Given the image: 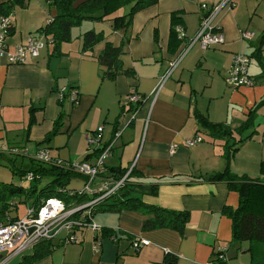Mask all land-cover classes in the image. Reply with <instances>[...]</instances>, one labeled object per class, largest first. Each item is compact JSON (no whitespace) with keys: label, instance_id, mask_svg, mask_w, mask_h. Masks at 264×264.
<instances>
[{"label":"crops","instance_id":"0c3cea01","mask_svg":"<svg viewBox=\"0 0 264 264\" xmlns=\"http://www.w3.org/2000/svg\"><path fill=\"white\" fill-rule=\"evenodd\" d=\"M8 1L0 0V5ZM51 1L26 0L24 5L0 6V12L10 10L12 17L8 37L11 49L55 16ZM221 1L158 0L135 13L127 30L112 31L108 20L91 22L105 23L99 29L89 28L101 33L104 40L88 50H83V34L88 30L83 32L82 23L77 33L71 29L68 41L45 43L39 55L24 64H8L0 58V155L14 156L11 151L17 148L22 152L18 158L31 160L38 149H51L40 143L57 119L61 122L59 133L71 140L65 145L75 142V149L80 144L84 147L85 140L102 128L101 144L114 142L110 156L104 160L106 171L133 170L131 184L158 185L155 196L143 197L145 203L189 214L180 233L170 227L143 229V223L153 217L147 210L96 213L93 222L99 231L84 230L77 243L55 248L33 264H170L163 261L166 253L176 258L174 264H209L217 247L227 248L226 264H250L248 243L232 242L231 220L223 212L237 207L238 194L223 181L207 180L225 168L226 141L212 138L198 124V117L233 130L249 119V133L229 169L236 176L264 179L260 174L264 162V104L255 108L264 100V79L259 78L261 68L251 57L264 33V0H235L232 8L221 9L212 24L223 34L224 43L206 51L194 44L162 87L156 88L184 44L172 32V26H181L186 39L192 38L199 26L200 6ZM243 32L252 33L253 38L244 39ZM106 41L122 46V67L131 70V76L103 78L96 57ZM234 54L249 55L248 74L253 86L235 89L225 84ZM261 57L264 59V44ZM62 89L74 90L77 103L72 104L68 96L59 99ZM131 91L143 102L136 112L119 119L123 104L127 109L134 107L126 100ZM118 131L120 135L115 138ZM196 137L202 141L193 146L185 144ZM29 141L36 142L34 154H30ZM172 145L177 147L171 152ZM247 146L251 147L248 152L241 151ZM95 159L93 156L88 161ZM76 180L85 182L81 176ZM259 212L264 215V205ZM102 228L115 232L116 240ZM135 238L147 242L137 252L132 248ZM32 250L11 257L5 264L19 263Z\"/></svg>","mask_w":264,"mask_h":264},{"label":"trees","instance_id":"16d2710c","mask_svg":"<svg viewBox=\"0 0 264 264\" xmlns=\"http://www.w3.org/2000/svg\"><path fill=\"white\" fill-rule=\"evenodd\" d=\"M25 1L26 0H10L0 6L10 8L14 4L24 5ZM75 1L76 0H52V5L55 7L56 11L55 16L38 32H44L50 35L54 42H65L69 40L70 31L74 26L81 25L85 20L91 22H104L107 20L106 17L114 12L120 5H129L130 9L128 13L122 16H115L108 21L111 22L112 31L127 30L135 13L153 6L158 2V0H91L79 6L77 9H73L72 4ZM9 12L10 10L8 12H0V14L8 15ZM172 16H174V14ZM173 20L174 18L172 21ZM175 27L176 25L172 26L171 30L173 33L175 32ZM102 40L104 39L101 33H95L91 30L85 31L83 34V50L92 48ZM263 44L264 33L261 36L259 47H255L251 53V57L258 62L261 68V73L259 74V78L261 79H264V59L261 57ZM121 48V45L115 46L106 41L102 51L96 57L97 62L103 68V78L114 80L119 75H132L131 70L123 69L122 67V62L120 60ZM247 56L249 57V55ZM142 102L134 105V107L130 109H127L126 104H123L119 119L131 111H136ZM262 104H264V100L260 101L255 108ZM32 111L31 109V112ZM249 122L248 119L241 127L233 130L223 124L210 123L207 119L200 116L198 117V124L202 128L207 129L212 138L226 141L223 153L226 164L225 168L211 174L207 180L212 182L223 181L230 190L238 194L239 202L237 207L234 209H223V212L227 214L231 220V240L236 243L247 242L248 248L246 252L250 256V264H262V256L264 255V215L261 214L259 210L264 205V179L261 177L250 178L246 175L236 176L233 175L229 169L230 161L237 153L240 143L244 141L240 137L241 132L247 129ZM60 128L61 122L57 119L53 124L51 132L45 136L40 144H49L54 134L59 132ZM116 130L117 124L115 131ZM116 133L117 132L114 133V136ZM43 149L48 150L47 148ZM17 150L19 151L18 154H13L14 156H12L17 159L9 161L13 168V174H17L20 177L21 183L19 185L0 183V223L5 224L15 221L18 218L16 200L23 197L32 198L33 201L29 207H36L39 205L40 201L48 198L61 199L67 208L86 207V209L77 212L73 216L77 219L79 224V234L86 230L88 225L93 221L94 215L100 212L118 213L121 211H133L138 209L147 210L152 213L153 217L143 223V229L145 230L170 227L182 233L188 221L189 214L186 211L165 209L145 203L143 197L145 195L155 196L158 185H144L141 183L131 184L130 180L134 175L133 170L130 171L126 182L118 191L98 201L93 206H85L89 202L94 201L98 197V194L86 193L83 191V188L81 190L75 188L68 189L67 186L69 183L79 176L66 167V164L70 163L69 161H61L62 164L58 165L57 163L45 164L31 159L30 164L23 165V160L18 158L22 152L20 149ZM88 150L89 152L86 153L84 159L78 162L88 161V159L93 156L97 157L102 149L94 147L90 149V147H88ZM4 156L3 154L0 155V157ZM50 157L57 160V158ZM105 168L107 169V167ZM107 171H109V174ZM107 171L106 177H113L116 179L122 178L127 172L126 169L111 170L109 168ZM110 172L113 174H110ZM260 174L264 176V162L260 164ZM27 176H30L31 179L28 180ZM42 178H49L50 181L39 189L38 182H40ZM96 186L97 185H94V187ZM10 211L16 212L15 216H11L9 214ZM87 212H90V216L85 215L81 217L83 213ZM101 231L110 234L111 237L115 236V232L113 233L112 230L102 228ZM63 245H65L63 237L57 240L48 239L39 241L32 248L33 252L30 255L23 256L17 264H33L50 255L55 248ZM163 261L165 263L174 264L176 258L166 253Z\"/></svg>","mask_w":264,"mask_h":264},{"label":"built area","instance_id":"2783aa9c","mask_svg":"<svg viewBox=\"0 0 264 264\" xmlns=\"http://www.w3.org/2000/svg\"><path fill=\"white\" fill-rule=\"evenodd\" d=\"M234 1L235 0H222L219 4L211 6L202 4L200 6L202 14L198 29L195 35L188 40L186 39L182 27H175L174 31L177 38L181 42H184V44L178 54L170 62L168 69L159 78L156 87L157 90L167 81L172 71L194 44H198L202 51H206L224 43L223 34L220 32L219 28L213 26L212 21L224 7L228 9L232 8L234 6ZM50 21L51 19L48 23ZM12 27L13 22L11 14H0V58L5 59L8 64H24L27 59H35L45 43L52 44L54 42L50 35L44 32H37L34 35L28 36L23 43L17 44L11 49L8 44V37ZM242 37L244 39H252L253 34L243 32ZM249 65L250 59L247 55L234 54L224 78L225 84L235 89L243 86H253L254 82L248 74ZM64 96H68L72 104L77 103V93L74 90L62 89L59 92V99H62ZM126 100L127 104L137 105L143 101V98L134 91H131L127 95ZM101 131L102 128H98L96 134L87 140L90 149L92 147L102 149L94 162L69 161L70 163L66 164V167L73 173L85 179V185L83 186L84 192L98 194V197L94 201L89 202L85 206H93L98 201L118 191L126 182L131 171V169L127 170L126 174L120 179L106 177L104 160L110 156L114 142L102 145ZM119 135L120 131L115 134V138H118ZM201 141L199 137H196L186 140L185 144L187 146H193ZM176 147L177 145H172L171 152L174 151ZM18 152L19 151L15 148L11 151L12 154H18ZM32 159L45 164H62L61 161L52 159L46 149L36 151ZM27 179L29 180L31 177L27 176ZM94 185L97 186L94 187ZM83 209H86V207L67 208L61 199L48 198L40 201L39 205L36 207L28 206L24 217L17 218L15 221L5 224L0 223V264H5L11 257L21 255L27 249H32L39 241L48 239L57 240L63 237L65 244L77 243L79 241V224L77 219L73 216ZM85 215L90 216V212L83 213L81 217ZM88 229L97 232L100 230V227L92 221L86 228V230ZM112 239L116 240V237L112 236ZM146 243V241L140 238H135L132 242V248L134 251H139ZM226 254V247H217L213 250L212 259L209 264H226L228 260ZM3 255L6 256L3 258Z\"/></svg>","mask_w":264,"mask_h":264},{"label":"rangeland","instance_id":"374dc122","mask_svg":"<svg viewBox=\"0 0 264 264\" xmlns=\"http://www.w3.org/2000/svg\"><path fill=\"white\" fill-rule=\"evenodd\" d=\"M16 7H19V6H16ZM129 9H130L129 5H127V6L120 5L117 7V9L114 10V12H112L110 15H108V17H106V19L111 20L115 16H122V15L128 13ZM53 13H55V9H54ZM82 23H83L82 24L83 32L85 30H89V28L95 27V28L99 29L100 25H102V26L105 25V23L104 24L103 23H101V24L92 23L91 24V21H87V20L83 21ZM78 28L79 27L74 26L72 28V33L73 34L77 33L76 31L81 29V28L80 29H78ZM240 88H247V86H243ZM88 121L89 122L91 121V117L88 119ZM244 132L245 133H244V139L243 140L245 141V137L248 135L249 132L247 129H245ZM70 141L71 140L68 139L67 134H62V133L57 132L56 134H54L53 139L48 144L51 148L48 150V152H50L51 156H53V157L58 156L57 160H59V161L77 162V161L84 159L85 153L89 152V150L87 148L88 147L87 140H85V142H86L85 146L83 147V145L80 144L78 149L74 148V146H76L75 142L74 143L71 142V146L65 145L68 142L70 143ZM29 143L32 145V148L30 149V154H34L35 150H36V142L35 141H29ZM240 145H241V143H240ZM250 148H251L250 146H247L246 149H243V150L241 149V151L248 152L250 150ZM5 156L0 157V183H6V184L11 183L14 185H19L21 183V179L17 174H13V168H12L10 161H9V160H16L17 158H14V157L9 156V155L8 156L5 155ZM28 159L29 158L27 157V159H24L22 161L23 165L30 164V160H28ZM49 181H50L49 178H42L40 180V182H38V188L40 189V188L44 187ZM22 183L25 184L24 182H22ZM83 186H84V183L82 182V180L73 179L67 187H68V189L75 188V189L81 190L83 188ZM16 201H17L18 217L22 218L25 216V214L27 212V207L32 203L33 200H32V198L23 197V198L17 199ZM9 214L11 216H15L16 212L10 211ZM96 215H94V218ZM30 251H31V249H27L26 251H24L22 253V255L28 254Z\"/></svg>","mask_w":264,"mask_h":264},{"label":"water","instance_id":"95a60500","mask_svg":"<svg viewBox=\"0 0 264 264\" xmlns=\"http://www.w3.org/2000/svg\"><path fill=\"white\" fill-rule=\"evenodd\" d=\"M91 0H76L73 4H72V8L73 9H77L79 6L89 2ZM92 1H98V0H92Z\"/></svg>","mask_w":264,"mask_h":264}]
</instances>
